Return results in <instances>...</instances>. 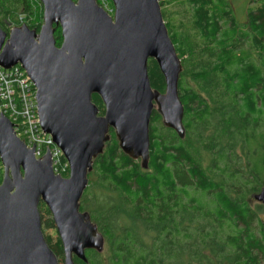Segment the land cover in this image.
Segmentation results:
<instances>
[{
    "label": "trees",
    "instance_id": "obj_1",
    "mask_svg": "<svg viewBox=\"0 0 264 264\" xmlns=\"http://www.w3.org/2000/svg\"><path fill=\"white\" fill-rule=\"evenodd\" d=\"M187 1L196 31L192 40L166 21L161 4L183 64L179 93L185 138L163 127L155 111L149 167L143 169L123 153L111 130L81 199V210L91 214L105 237L109 264L264 262V228L260 237L252 232L254 213L245 200L249 192L254 198L264 189V0L246 3L245 21L229 0ZM42 22L40 0H0L3 29L23 23L40 29ZM55 35L60 44V28ZM148 68L153 88L164 92L157 62L149 59ZM93 101L103 114L100 96L94 94ZM94 173L101 189L113 188L112 196L93 189ZM61 175L68 177L69 170ZM39 209L45 237L61 260L63 245L52 213L44 202ZM101 253L87 250L89 262L74 257L75 264H104Z\"/></svg>",
    "mask_w": 264,
    "mask_h": 264
},
{
    "label": "water",
    "instance_id": "obj_2",
    "mask_svg": "<svg viewBox=\"0 0 264 264\" xmlns=\"http://www.w3.org/2000/svg\"><path fill=\"white\" fill-rule=\"evenodd\" d=\"M40 29L0 26V65H20L36 88L40 124L69 162L56 174L50 151L40 158L0 113V264L88 263L86 251L103 252L105 237L81 199L94 161L115 131L120 149L143 169L150 162V129L156 111L164 127L184 139L185 108L179 93L182 59L159 0H112L111 15L98 0H40ZM62 41L57 43L56 31ZM149 59L164 78L153 88ZM100 96L105 111L93 101ZM254 198L264 205V189ZM52 213L63 245V262L49 245L39 209ZM264 228V220L262 221Z\"/></svg>",
    "mask_w": 264,
    "mask_h": 264
},
{
    "label": "built area",
    "instance_id": "obj_3",
    "mask_svg": "<svg viewBox=\"0 0 264 264\" xmlns=\"http://www.w3.org/2000/svg\"><path fill=\"white\" fill-rule=\"evenodd\" d=\"M0 113L13 122L17 135L29 148L35 149L37 158L50 151L56 174L69 170V162L63 151L54 143L52 136L45 133L41 127L36 88L20 65L9 69L0 65ZM4 172L0 157V184L3 181Z\"/></svg>",
    "mask_w": 264,
    "mask_h": 264
},
{
    "label": "rangeland",
    "instance_id": "obj_4",
    "mask_svg": "<svg viewBox=\"0 0 264 264\" xmlns=\"http://www.w3.org/2000/svg\"><path fill=\"white\" fill-rule=\"evenodd\" d=\"M159 1L163 5L164 10L166 9V21L168 20L169 22L173 23L174 26L175 25L179 26V30H182L181 32L187 35L189 40L196 38L195 37L196 31L194 30V28H192V25L187 17L188 1L187 0H159ZM229 1L231 3L232 9L234 10V13L239 18V20L245 21V8H246V3H248L249 0H229ZM98 3L111 15L114 14L115 8H114V4L112 0H98ZM19 18L21 20L22 18L21 14L19 15ZM13 26H14L13 24L8 25L9 28ZM191 84L196 86L198 89H200L199 85L195 84V82H191ZM161 124L163 125L162 120H161ZM238 150L239 152H241L240 149ZM207 162L208 160H206L205 164H207ZM90 182L93 183L92 187L94 190L95 188H97L96 186H98V188L100 189L103 188V186L99 184L101 183V178L97 173H94L90 177ZM107 189H101L104 192L106 191L105 193L102 191L103 192L102 194L107 195V196H112L110 194L112 193L113 188L109 186V188ZM245 200L249 201V204L254 213V218L251 221L252 232H254L256 236L260 237L261 232H262V229H261L262 221L264 220V205L260 201L253 198L250 192L245 196ZM45 231H46V234H49L52 236L56 235V231L54 229H46ZM108 253H109V250L105 243V249L101 253V256L102 255L103 256L99 258L100 262H103L104 264H109ZM61 260H62L61 262H63V259ZM263 263L264 262L261 261V264ZM224 264H232V263L226 260Z\"/></svg>",
    "mask_w": 264,
    "mask_h": 264
},
{
    "label": "flooded vegetation",
    "instance_id": "obj_5",
    "mask_svg": "<svg viewBox=\"0 0 264 264\" xmlns=\"http://www.w3.org/2000/svg\"><path fill=\"white\" fill-rule=\"evenodd\" d=\"M104 110H105V106H104Z\"/></svg>",
    "mask_w": 264,
    "mask_h": 264
}]
</instances>
